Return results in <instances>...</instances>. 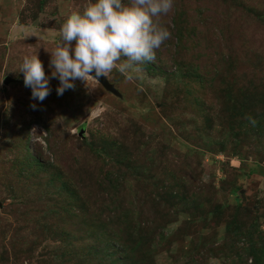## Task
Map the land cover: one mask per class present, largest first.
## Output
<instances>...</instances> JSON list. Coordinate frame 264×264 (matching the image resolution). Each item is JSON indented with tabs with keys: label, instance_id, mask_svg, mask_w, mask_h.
<instances>
[{
	"label": "rangeland",
	"instance_id": "rangeland-1",
	"mask_svg": "<svg viewBox=\"0 0 264 264\" xmlns=\"http://www.w3.org/2000/svg\"><path fill=\"white\" fill-rule=\"evenodd\" d=\"M88 2L0 0V264H244L224 250L243 248L238 229L264 232V0H174L159 23L171 33L176 8L194 23L204 15L201 47L171 34L154 60L106 75L118 94L77 79L58 95L50 52ZM243 4V24L226 28L222 11ZM36 54L49 77L42 102L20 72ZM248 116L261 118L258 133ZM147 167L158 190L138 186ZM155 193L162 215L148 204ZM130 202L140 212L127 226L159 228L165 240L137 245L138 230L122 223Z\"/></svg>",
	"mask_w": 264,
	"mask_h": 264
},
{
	"label": "clouds",
	"instance_id": "clouds-1",
	"mask_svg": "<svg viewBox=\"0 0 264 264\" xmlns=\"http://www.w3.org/2000/svg\"><path fill=\"white\" fill-rule=\"evenodd\" d=\"M173 2L89 0L82 11H71L60 28L54 51L50 52L52 76L60 81L57 94L74 89L73 81L77 79L87 84L90 80L99 81L114 68L127 73L154 60L155 50L171 36L158 18L172 10ZM20 72L24 85L31 88L32 98L42 102L50 94V87L38 54L25 56ZM31 107L35 109L36 105ZM246 118L256 125L253 117Z\"/></svg>",
	"mask_w": 264,
	"mask_h": 264
},
{
	"label": "trees",
	"instance_id": "trees-1",
	"mask_svg": "<svg viewBox=\"0 0 264 264\" xmlns=\"http://www.w3.org/2000/svg\"><path fill=\"white\" fill-rule=\"evenodd\" d=\"M219 1L223 2V3L230 2V4H233V5H235V3L238 2V0H219ZM200 4L197 5L198 9H195V11L198 12V15L205 11L204 8L199 6ZM244 5L245 4H243V6H237L236 8L234 7L233 9H230V10H232V13L230 12L229 9L226 13H225V11H222L224 14L221 15V22L226 28L228 26V19H229V21L232 20V22H237L238 24H243L244 17H243V15L237 16V12H240L243 8H245ZM193 20L194 19L191 18L190 11L185 10L183 8H181V9L176 8L175 15L172 17V22H171V23H173V26L171 29L172 30L171 34L178 35V36H180V38L188 34V37H186L188 39V41L185 40L181 44L186 43L189 46V49H190V46L193 45L194 47L190 50V52L194 49H198L199 47H201L203 45V43L206 39V35L204 33V30H206V28H208V24H210V21H211L210 20L208 23L209 19H207V17L205 18L204 15H201L199 21H197L195 23L193 22ZM220 32H222V31H220ZM167 42L168 41L166 40L162 44L161 47L165 46L168 49L172 48L171 43H167ZM220 52H221V49H219V53ZM181 57L183 58L182 54H178V53L175 54L176 59L181 60ZM178 62L180 64L182 62V65H184V63L190 64V62H185L183 60L178 61ZM192 63H195V61H191V64ZM218 73H220V71ZM250 115L255 116L253 114H250ZM263 117H264V115H263ZM255 120L257 121V123L255 126L252 125V129L258 133L262 127L260 124L261 118L259 120L255 117ZM143 175H144V177L142 176L141 179L144 180V182L146 184L142 183V180H140V182L138 183V186L140 184H142V186H148L149 185L153 189H157L156 187L154 188L156 182L151 181L153 175H152L151 171L149 170V167H147V170H145V168H144ZM113 180H116V181L110 182L111 187L114 189H118V187H119L118 185L120 184V179L116 178ZM118 192L119 191L115 190L116 195H118ZM168 196L169 197H164L166 204H170L173 207L176 204V201H178L179 196H175V195H173V193L169 194ZM117 198H119V196H117ZM125 199L127 201H128V199L132 200V198L129 196L125 197ZM140 199L142 201V198H140ZM130 203L131 204H129L126 207V210L123 211L124 213L121 214V216H124L122 223L124 224L123 226L128 228L127 230L130 231V233L135 234L138 230L137 234L140 236V238H139V241L137 242V245H138V243H145L144 247L151 246V244L155 241V239L157 238L158 235L160 236L161 240H165L166 236H165V234L161 233V231H159V228L158 229H152L151 227L150 228L147 227V225H138V224H136L138 227H135V228H131L130 226H127V225H129L130 221L131 222L133 221L131 216H134V215L136 216L137 212H140L139 208L137 206H135V204L133 202H130ZM148 204L154 206V209H155L154 214L162 215L163 210H162V212H160L161 211L160 208L162 207L161 196H158L155 193L154 195H152V200H148ZM155 205L157 206L156 208H155ZM129 206H130V208H129ZM187 209L188 208L186 207V210ZM99 210L100 209H98V212H99ZM152 225H154V224H152ZM258 230H259L258 226H251V227L247 228L245 231L238 229V232L237 233L235 232L234 234H237V237L240 239H241L240 235H243L245 237V240H243L244 246L239 251H236V249L238 248V245L231 246L228 250H224V254L227 255V258L230 259L232 262H234L235 258L237 256L238 257H246L244 264H264V236H262V233L264 234V232H260L261 234L258 235ZM150 236H153L154 240L146 242V240ZM233 249H235V250H233ZM236 254H237V256H236ZM147 256L149 257L148 252L146 253L145 258ZM74 258H76V257H74ZM79 259L76 258L77 264H84L83 262L85 261V257H82L81 262L79 261ZM187 260L189 261L190 264L195 262V260L190 258V257L187 258ZM148 264H150L149 261H148Z\"/></svg>",
	"mask_w": 264,
	"mask_h": 264
},
{
	"label": "water",
	"instance_id": "water-1",
	"mask_svg": "<svg viewBox=\"0 0 264 264\" xmlns=\"http://www.w3.org/2000/svg\"><path fill=\"white\" fill-rule=\"evenodd\" d=\"M92 75H95V73L93 72ZM106 90L114 93V94H118L117 90L114 88V86L112 84H110L108 82V80L106 79V76L105 77H99V81ZM7 84L9 83V81L6 82ZM80 135H83V133H80Z\"/></svg>",
	"mask_w": 264,
	"mask_h": 264
}]
</instances>
